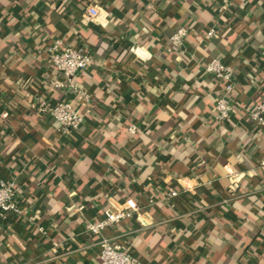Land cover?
Masks as SVG:
<instances>
[{"label": "crops", "instance_id": "obj_1", "mask_svg": "<svg viewBox=\"0 0 264 264\" xmlns=\"http://www.w3.org/2000/svg\"><path fill=\"white\" fill-rule=\"evenodd\" d=\"M94 4L98 23L84 20ZM179 25L184 46L168 50ZM55 39L89 50L88 97L54 86ZM212 57L234 70L221 123ZM263 96L264 0H0V177L22 208L0 217V264H90L86 221L128 197L140 210L102 234L141 264H264V127L248 113ZM39 97L71 100L80 127L61 132Z\"/></svg>", "mask_w": 264, "mask_h": 264}, {"label": "built area", "instance_id": "obj_2", "mask_svg": "<svg viewBox=\"0 0 264 264\" xmlns=\"http://www.w3.org/2000/svg\"><path fill=\"white\" fill-rule=\"evenodd\" d=\"M100 14L97 5H89L86 8L84 20L98 23ZM187 34L188 27L179 25L169 36L167 49L181 50ZM213 34L214 28L211 27L207 30L206 36L209 37ZM132 50L139 57H143L137 46H134ZM47 52L55 69L63 76V80L54 82V86H66L73 97L77 99L88 97L86 91L78 85L76 74L92 63L89 50L63 42L61 39H55L48 45ZM203 68L207 74L224 81L223 92L215 98L213 118L220 123L225 122L232 112V104L228 100L227 93L234 86V70L232 66L225 64L218 57H212L204 64ZM31 107L37 112L55 119L61 132L78 129L84 120V113L78 110L71 100L61 99L52 102L39 97L31 104ZM248 113L255 126L264 127V96L249 109ZM134 130L135 126L132 125L130 131ZM259 167L264 172V156L259 160ZM176 194L177 191L170 188L166 192V197ZM150 201L152 202V200ZM9 210L19 213L22 208L15 197L14 182L0 177V217H5V212ZM139 210L138 202L134 198L128 197L120 204L105 208L101 218L86 221L85 231L98 236L100 247L98 257L90 264H141L140 258L132 252L127 243L115 242L102 234V230L106 226L117 225L122 221L129 220ZM38 229L44 231L42 227Z\"/></svg>", "mask_w": 264, "mask_h": 264}, {"label": "trees", "instance_id": "obj_3", "mask_svg": "<svg viewBox=\"0 0 264 264\" xmlns=\"http://www.w3.org/2000/svg\"><path fill=\"white\" fill-rule=\"evenodd\" d=\"M7 212H8V211L5 212V217H3V218H6V217H7Z\"/></svg>", "mask_w": 264, "mask_h": 264}]
</instances>
